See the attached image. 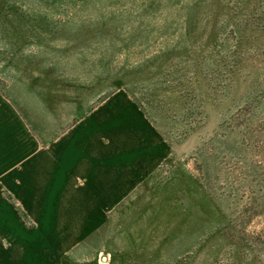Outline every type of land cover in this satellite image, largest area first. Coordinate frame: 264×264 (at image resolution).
<instances>
[{
  "label": "rangeland",
  "instance_id": "rangeland-1",
  "mask_svg": "<svg viewBox=\"0 0 264 264\" xmlns=\"http://www.w3.org/2000/svg\"><path fill=\"white\" fill-rule=\"evenodd\" d=\"M0 264H264V0H0Z\"/></svg>",
  "mask_w": 264,
  "mask_h": 264
},
{
  "label": "crops",
  "instance_id": "crops-1",
  "mask_svg": "<svg viewBox=\"0 0 264 264\" xmlns=\"http://www.w3.org/2000/svg\"><path fill=\"white\" fill-rule=\"evenodd\" d=\"M19 119L25 125L24 119ZM93 123L94 121L90 120L89 123L76 127L60 142L54 140L48 143H44L34 130L26 127L36 145L48 151L50 155L53 154V157H50L54 158L53 160L42 164L57 166L56 169L50 171L52 173L47 175V180L56 183L90 182L101 181L103 175L109 176V180H111L112 170L118 165V153L117 150L112 149L111 145L103 144L102 140H99L100 137L96 138L95 130L97 129ZM127 164V162L121 163V165ZM34 165V163L31 164V166ZM60 191V185L58 188L55 186V189L52 190V197H59ZM25 195L33 196L34 193Z\"/></svg>",
  "mask_w": 264,
  "mask_h": 264
}]
</instances>
